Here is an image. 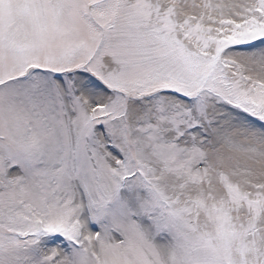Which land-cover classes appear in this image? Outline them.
Here are the masks:
<instances>
[{
	"label": "snow or ice",
	"instance_id": "obj_1",
	"mask_svg": "<svg viewBox=\"0 0 264 264\" xmlns=\"http://www.w3.org/2000/svg\"><path fill=\"white\" fill-rule=\"evenodd\" d=\"M0 264H264V0H0Z\"/></svg>",
	"mask_w": 264,
	"mask_h": 264
}]
</instances>
